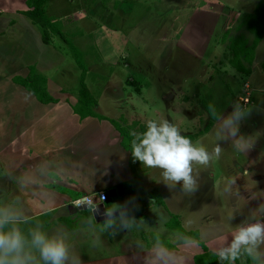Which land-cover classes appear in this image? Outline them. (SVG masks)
Here are the masks:
<instances>
[{
    "label": "rangeland",
    "instance_id": "obj_1",
    "mask_svg": "<svg viewBox=\"0 0 264 264\" xmlns=\"http://www.w3.org/2000/svg\"><path fill=\"white\" fill-rule=\"evenodd\" d=\"M258 1L70 0L69 5L61 6L62 0H56L61 5H50L49 2L45 5L46 12L69 21L60 28L64 39L53 36L47 45L40 44L36 35L28 32L26 22L11 13L16 9H26L24 1L0 0V31L6 30L5 26L11 20L16 24L8 28L0 39V75H20L26 69L20 65L35 58L48 77L49 93L61 100L76 101L80 69L68 46L70 42L80 52L86 67L84 82L96 100L95 113L113 118L121 125L123 121L126 124L138 121L144 129L150 120L158 123L167 120L209 153L218 141L214 135L217 121L209 115L208 105H214L217 113L224 115L234 102L250 108V114L240 125V131L253 140L251 154L254 159L250 164H244L243 157L235 152L236 161L241 165H231L234 159L229 157L234 151L228 142H220L222 151L219 159L211 158L206 166L192 164L194 191L186 193L179 185L168 189L171 196L179 194L177 198L173 197L171 210L176 208L182 212L181 226L194 230L193 226L208 224V228L199 230L200 239L215 238L222 227L231 230L240 222L236 214L230 222L228 220L231 215L229 205L235 191L245 189L250 195L244 203L246 208H250L247 218L264 217V84L259 82L264 58V24H260L263 30L253 49L252 63L244 62L252 69L251 73L239 72L229 62L232 58L229 45L234 38L242 36L247 46L255 40V34L247 30L246 17L258 14ZM26 32L29 38L25 36ZM26 41L29 52H21L20 49L24 50L21 42L26 44ZM246 93L248 102L244 103L241 99L246 97ZM91 124L83 130L72 119H61L60 134L63 138L56 149L58 154L54 156L53 165L49 166L46 158L31 157L27 160L26 180L21 186L26 194V204L20 192H15L12 187L11 191L7 189L0 170V183L3 182L0 185V206L12 205L23 210L28 218L35 216L28 227L39 223L44 230L48 228L45 231L49 234H61L70 257L81 258L86 254L81 247L74 249L72 242L77 240L76 237L91 239L86 224L79 225L80 221L91 218L84 210L78 211L76 219L69 216V221L78 226L71 230L66 223H55L56 217L67 213V205L74 195L96 190L110 175L121 176L117 170L120 166L115 163L120 157L114 156L115 149L104 139L105 130L90 129L96 128ZM106 124L111 126L109 122ZM65 134L72 137L68 143H64ZM119 162L123 163V157ZM134 163L141 178L150 173L153 177H160L159 169L143 167L135 160ZM35 166L40 167L38 173L34 171ZM127 171L129 173V169ZM108 172L111 174L106 176ZM11 174L13 177L18 175L14 171ZM229 179H235L234 185L228 184ZM75 183L80 185L73 187ZM141 184L150 188L145 180ZM135 189L131 180H127L122 190L117 188L116 195L108 197L111 206L127 209L132 217L138 201L130 197ZM165 198L169 200L166 195ZM52 205L55 212L37 214L39 216L32 213L33 210L45 211ZM157 214L161 223H166L168 230L165 233L170 236L175 218L162 208H158ZM218 218L225 223L223 226ZM91 222L102 242L109 239L120 241L125 236L118 227L100 233L103 222ZM161 227L149 231L156 233ZM152 240L151 237L145 239L147 242ZM165 241L176 242L172 237H166ZM183 241L189 239L184 236ZM117 247L109 246V249Z\"/></svg>",
    "mask_w": 264,
    "mask_h": 264
},
{
    "label": "crops",
    "instance_id": "obj_2",
    "mask_svg": "<svg viewBox=\"0 0 264 264\" xmlns=\"http://www.w3.org/2000/svg\"><path fill=\"white\" fill-rule=\"evenodd\" d=\"M20 1H24L25 3L26 0H20ZM55 1L56 0H51V1L47 0L45 5L48 4L49 2L50 5H57V6L61 5ZM69 3L70 0H62L61 6L69 5ZM26 9H16L14 10V12L11 13L15 14L16 16H20L21 18L20 20L26 22L27 25L25 26L29 30L28 32H32L34 35H36V40L40 41V44H44L42 43L40 38L41 34L35 27L36 25L32 24L26 16L19 13V11ZM14 25L16 26L15 20H11L7 22V25L5 26L6 30L0 31V39L4 37V35L6 34L5 32L8 30V28H12L14 27ZM25 36H28L29 38L27 32L25 33ZM21 43L23 44L22 46H24L23 48L25 50L24 51L20 49L21 52H25V53L29 52L27 46L28 42L26 41V44L23 42ZM27 64L34 65L39 72H41L46 76V73L43 71V68L39 66V61L36 60L35 58H32L31 61L24 62V64L20 65L21 68L22 67L26 68L23 70L24 73L20 72L21 73L20 75H22V77L27 75L28 72ZM251 70L252 69L250 68V73ZM261 72L262 73L260 74L259 82L261 84H264L262 82L264 81V71L261 70ZM13 76L16 75L12 73L4 74V76L0 75V170L4 174L3 182L4 185L7 187V189L11 191L12 190L11 187H12L15 192L17 191L20 192L21 197L23 196V201H25L26 204V198H25L26 194L22 190L21 186L22 183L26 180V174L28 171V166L26 164L27 160L30 159L31 157H39L40 159L46 158L49 162V166L53 165L54 156L58 154L56 149L58 148L59 143L63 138L60 134L61 119L64 118H67L68 120L72 119L74 121V124L79 126L80 127L79 129H83V130L88 129L89 123L91 122L93 123L91 125L96 128L92 127L90 129L105 130L104 139H106L108 143H110L111 146L115 149L114 156L120 157L119 159L115 160V163H117L120 166L119 168H117V170L121 172V176L117 174V176L113 177V175H110L111 172H108V174L105 173L106 176L110 175V177H106L105 179H103L102 184H99L96 190H92V191L87 190L86 194L74 195L70 199L68 205H70V203L77 198H81L89 194H96L98 191H106V193H108V196L103 203L106 211L108 212L109 210L115 208L111 206L108 197L116 195L117 185L123 184L127 182V180L130 181L132 178L131 170L128 164L129 152L122 146L121 144L122 138L119 132L112 125L110 126L106 124V122H108L106 120H98L97 118L90 116L80 120L78 115L75 114L71 108V106L75 104L74 103L76 102L75 100L70 102L67 101L66 99L61 100L58 99L57 97H54L57 99V102L46 103V104L40 103L39 101L36 100L34 95L31 94L29 91H27L24 87L14 83L12 81ZM47 78L48 77L46 76V79ZM47 83H49L48 79L46 81V84ZM47 90H48V85H47ZM70 112H72V114ZM71 139L72 137H70V135H66V137H64V143H68ZM251 150H249L246 153L239 154L240 156L243 157L244 164L246 163L250 164L251 161L254 159L252 157ZM122 157H123V163L119 162V160H121ZM229 158L234 159V161L230 162L231 165H235V166L241 165L236 161L237 155L235 152H233V154H231ZM124 165H126V167ZM35 167L36 169L34 168V171L38 173L40 167L39 166H35ZM127 167H129L128 168L129 173L127 171L128 170ZM12 171L17 173L18 175L13 177L11 174ZM49 173L51 172H48V174ZM159 179H160L159 176L153 177V175L150 173L148 175L142 176L141 183L144 180L148 183L150 187L148 189L142 185L146 190L155 189L156 191L154 193V196L161 199V203H156L153 198H150L142 194L140 191H138L137 188L135 189V192L131 193L132 194L130 196L131 198L138 199V201H136L137 202L136 207L132 211L133 213L132 218L136 220V224L131 230H120L118 228L122 234H125V236L120 241L109 239V241L108 240L103 241L100 247H92L90 244V240H84L83 238L81 239L76 237L77 240L74 241V243L72 242V246L74 247V249H79V247H81L83 251H85L86 253L84 257L79 258L80 264H181V260H182V264H195L194 257L198 254L203 253V248L196 242V240L188 237L186 234H182L180 232V229H183L185 232L196 231L198 233L199 240L203 243L205 248L209 252L214 254L219 248L224 246L227 240L231 239L232 231H234L235 228L229 230L228 228L222 227L220 229V232H218V235L215 238H209L208 240L200 239V235H199V232L203 230L202 228L209 227L207 226L208 224L193 226L192 229L194 230L184 229L181 226L182 212L180 211L178 212L176 208L175 211L171 210L174 204L173 197L177 198L179 194H175V195L172 194L171 196V193L168 191L169 188H167L163 183L157 182L159 181ZM3 182L0 183V185H2ZM80 184L75 183L73 184V187H76L77 185ZM110 189H113L115 191L114 195H109ZM237 192L235 191L232 194L234 196H233V200L229 205L230 206L229 213L239 215L240 222L238 224H241L242 221L247 219V212L250 211V208H246L244 206L246 199H250V195L247 193L245 189L241 190V192L240 191L238 193ZM165 195L166 197L169 198L168 201L165 198ZM121 196H123L122 192H121ZM236 198H238L237 202H236ZM146 200H148V202H145ZM158 208L165 209L166 212L170 214L169 216L171 218H175L176 220V222L174 223L172 222V226L174 228L172 227L173 230L172 229L171 230L173 231V233H171L170 236L167 235V233H165L168 230L166 228V223L164 221L161 223V221L159 220V216L157 214ZM82 210H84L85 214L88 217H90L91 220L95 221L92 215V209L87 207L86 209H81L78 211H82ZM55 211L56 209L52 205L47 207L45 211L33 210L32 213L36 216H39L44 213L48 214V212H55ZM78 211L73 214H70L68 211H66L67 213L58 215L56 217L55 223L57 222L66 223L70 228H72L71 230L73 229L75 230L76 228H78V226L73 225L69 221L71 219V217L69 216L72 215L73 219L74 218L76 219L78 217L76 216L78 214ZM26 213H28V209ZM54 214H59V213H54ZM126 214L129 216L127 209H126ZM241 214L243 215L241 216ZM30 218L32 217H29L28 219ZM261 218L264 219V217ZM61 219H66V221ZM218 220H220L221 226L225 224L224 222L221 221L222 219L218 218ZM86 222H87L86 220L80 221L79 225L81 226L84 223L86 224ZM159 226H163V227H161L158 232L155 233L153 231L151 232L149 231V229L154 230ZM22 227L26 229L28 228V225L25 224L22 225ZM47 229L48 228H45V230ZM183 235L186 236L189 239V241H183V237H184ZM220 235H223L226 238V240L225 241L220 240L219 239ZM148 237L153 238V240L151 242L145 241V239H147ZM166 237H172V239H174L176 242L173 243L166 242L165 241ZM157 241H159V247L161 250L159 256H157V252H156ZM103 244L106 245V247ZM109 246H118V247L110 251ZM243 260L245 261V263L243 262L244 264H255L254 261L248 257H242L241 259H238L239 264H242L241 262Z\"/></svg>",
    "mask_w": 264,
    "mask_h": 264
},
{
    "label": "clouds",
    "instance_id": "obj_3",
    "mask_svg": "<svg viewBox=\"0 0 264 264\" xmlns=\"http://www.w3.org/2000/svg\"><path fill=\"white\" fill-rule=\"evenodd\" d=\"M226 114H218L214 105H208V113L216 119L214 135L218 143L211 153L203 146L193 143L178 128L167 120L148 121L143 132H133L130 153L143 167L160 170L159 183L167 188H179L186 193L195 190L192 164L208 165L213 157L220 158V142H228L234 152L246 153L253 148L250 135L240 131L241 121L247 118L251 109L240 102H234ZM171 182V183H170ZM235 179L228 184L234 185ZM118 213V215H117ZM233 214L228 216L229 222ZM29 220L23 212L12 205L0 206V264H80L78 257H70L68 247L61 234H49L43 226L23 228ZM136 220L120 207L109 210L103 216L100 233L118 227L131 230ZM92 247H100L102 240L97 235L91 220L86 222ZM114 235V233H111ZM219 239L225 241L223 235ZM264 219L249 217L235 226L231 239L219 248L215 255L218 264H234L242 257L264 264ZM159 241L156 242L157 256L160 255ZM182 264V260H181Z\"/></svg>",
    "mask_w": 264,
    "mask_h": 264
},
{
    "label": "trees",
    "instance_id": "obj_4",
    "mask_svg": "<svg viewBox=\"0 0 264 264\" xmlns=\"http://www.w3.org/2000/svg\"><path fill=\"white\" fill-rule=\"evenodd\" d=\"M46 1L47 0H26L25 4L27 9L19 11V13L26 16L32 24L36 25L39 28L42 43L48 45L51 43L53 36H59L64 39L60 28L64 22H67L69 20L68 18L57 19L47 14L45 10ZM256 6L258 7V14H250L246 17L248 19V22L246 23L248 27L247 30H250L255 34V40L251 43V45L247 46L246 40L241 36L234 38L229 45L230 51L232 52V58L229 60L231 66L235 70L239 72H246L247 74H250V68L247 67V65L245 66L244 62L248 63V65L252 63V52L258 40L260 39L263 30L261 29L263 28V25L261 27L260 24H264V15L262 14L264 12V0H259ZM225 35L226 34H224V36ZM68 46L72 50L75 62L80 69L78 96L75 104L71 106L73 112L78 115L80 120L89 116L95 117L98 120H106L119 132L122 138L121 144L129 152L128 164L132 175L131 184L135 186L142 194L153 198L156 203H161V199L154 196V193L156 191L155 189L146 190L142 186L141 175L130 153V144L133 139L132 133L136 130L139 132H143L145 130L143 124L139 123L138 121H133L132 123L126 124L125 121L120 120L124 123L123 125H121L117 120L97 114L93 111V107L96 105V100L84 82L86 67L83 64L80 58V52L76 49V47H74L70 42H68ZM27 69L28 72L26 76H13L12 81L16 84L21 85L31 94H33L36 100L40 103L46 104L57 102V99L51 96L47 90L46 76L39 72L34 65H28ZM261 69L264 71V58L261 63ZM122 187L123 184L117 185V188L120 190H122ZM42 215H46V213ZM34 218L35 217L28 220L32 222ZM61 220L66 221V219ZM180 232L196 240V242L203 248V253L198 254L194 257L195 264H218L216 255L209 252L205 248L203 243L199 240L198 233L196 231L185 232L183 229H180ZM225 264H227V262H225ZM234 264H239L238 260H236Z\"/></svg>",
    "mask_w": 264,
    "mask_h": 264
},
{
    "label": "built area",
    "instance_id": "obj_5",
    "mask_svg": "<svg viewBox=\"0 0 264 264\" xmlns=\"http://www.w3.org/2000/svg\"><path fill=\"white\" fill-rule=\"evenodd\" d=\"M241 101H243L244 103L248 102V93H246V97L242 98ZM106 198H107L106 191H98L96 194H89L81 198H77L73 200L70 203V205L73 206L74 208H80L81 206L85 205L90 209H94V206L96 204L104 203Z\"/></svg>",
    "mask_w": 264,
    "mask_h": 264
},
{
    "label": "water",
    "instance_id": "obj_6",
    "mask_svg": "<svg viewBox=\"0 0 264 264\" xmlns=\"http://www.w3.org/2000/svg\"><path fill=\"white\" fill-rule=\"evenodd\" d=\"M114 194H115V191L113 189H110L109 190V195H114ZM86 208L87 207L85 205L81 206L80 208H74L71 205L67 206L68 212L70 214H73V213L77 212L78 210L86 209ZM122 210L126 213V209H122ZM106 213H107V211H106L103 203L96 204L94 206V209H92L93 218L97 222H102L103 221V216H105ZM117 215H118V213H117Z\"/></svg>",
    "mask_w": 264,
    "mask_h": 264
}]
</instances>
